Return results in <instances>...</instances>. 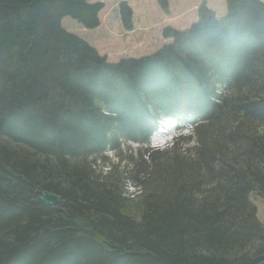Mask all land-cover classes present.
Returning a JSON list of instances; mask_svg holds the SVG:
<instances>
[{
    "label": "trees",
    "instance_id": "obj_1",
    "mask_svg": "<svg viewBox=\"0 0 264 264\" xmlns=\"http://www.w3.org/2000/svg\"><path fill=\"white\" fill-rule=\"evenodd\" d=\"M227 1L223 17L203 6L165 29L172 42L153 54L110 62L62 26L95 28L102 3L0 0V264H264L251 199L264 198V2ZM161 114L191 124L195 144L145 149L137 222L123 193L140 169L96 159L148 143Z\"/></svg>",
    "mask_w": 264,
    "mask_h": 264
},
{
    "label": "rangeland",
    "instance_id": "obj_2",
    "mask_svg": "<svg viewBox=\"0 0 264 264\" xmlns=\"http://www.w3.org/2000/svg\"><path fill=\"white\" fill-rule=\"evenodd\" d=\"M161 1V2H160ZM88 0L89 3L100 2L103 4L102 9L98 13L99 24L95 28L85 29L80 22L75 20L70 16H66L62 20V26L69 33H73L80 38L87 41L90 45L96 47L101 54L103 52L110 53V56L113 58L121 57L126 49L120 51H113L112 44L109 42V38L113 41H118L120 37L124 36H134L136 37L146 35L149 38V42L142 46H139L135 50V55H141L144 52H147V55H151L154 51H158L161 48L162 42L166 40L167 44L172 42L171 37H163L161 31L167 29L168 27L173 28L174 30H185L194 23L197 18H199L200 10L203 6H206L211 10L215 15L224 14L228 11V1L227 0ZM264 2V0H260ZM122 2H127L128 6L131 8L132 17H131V28L126 27L122 22V16L119 10V5ZM217 17H221L216 15ZM177 28V29H176ZM213 45H211L212 47ZM154 50V51H153ZM206 44L202 46V51H206ZM132 55V54H130ZM132 57V56H131ZM136 57V56H135ZM258 65V64H256ZM261 68H264L262 65ZM182 86H185L181 83ZM170 116V115H169ZM168 115L161 114L157 118V126L160 123H166ZM223 124L222 121H218L214 124L215 128H219ZM218 125V126H217ZM176 137L172 140V136L167 135L166 139L169 140L166 143L162 142L160 148H152V150H159V152H167L168 158H173L176 153L174 146L177 145V140L182 137H190V140H180L179 146H184L193 148L195 141V134H191L190 130H183L180 133H175ZM191 134V135H190ZM180 137V138H178ZM140 146L135 143H124L121 150L117 151H107L103 156H97L96 164L99 168L103 169L105 173L110 172V169L113 167L125 168L128 170L131 169H140L137 175L135 176V183L129 184L127 180L126 191L123 193L125 196L126 203L124 208L126 212L132 213L131 216L133 219H136L137 222H140V211H142L143 201H144V192L147 186L148 181L145 179L147 175L141 173L143 170H150L149 162L150 157H147L144 153L146 148L139 149ZM194 152L184 151V148H181L180 158L190 159L191 154ZM144 155V161L134 164L133 159H137L136 155ZM178 154V153H177ZM134 155V157H132ZM161 154L157 153L156 156L159 157ZM156 157V158H157ZM96 157H90L89 160H93ZM160 159V158H158ZM139 162V160L137 161ZM139 164V165H138ZM152 165V163H151ZM119 166V167H118ZM140 166V168H139ZM98 169V168H97ZM124 174H127L123 170ZM112 176L121 177L119 172L113 174ZM114 182L116 180H113ZM142 191V192H141ZM251 199L257 206V215L258 219L264 223V198L260 197L257 193L251 195ZM136 217H134V216ZM138 216V217H137Z\"/></svg>",
    "mask_w": 264,
    "mask_h": 264
},
{
    "label": "crops",
    "instance_id": "obj_3",
    "mask_svg": "<svg viewBox=\"0 0 264 264\" xmlns=\"http://www.w3.org/2000/svg\"><path fill=\"white\" fill-rule=\"evenodd\" d=\"M101 1H104V0H101ZM108 40L112 44L111 47H112L113 51H120L122 49H126V51L123 52V53H125V54H123V56H125V55H127V56H140V55H135V54H137V53H134L135 50L137 48H139V46H142L144 49V45L147 42H149V38L146 37L145 34L142 36H139V37H136V34L134 36L120 37V39L117 42L113 41L111 39V37ZM103 54H106L111 61H115V60L120 58V57L113 58L110 56V53L108 54V53L103 52ZM130 54H132V55H130ZM144 54H147V52H144L141 55H144Z\"/></svg>",
    "mask_w": 264,
    "mask_h": 264
},
{
    "label": "water",
    "instance_id": "obj_4",
    "mask_svg": "<svg viewBox=\"0 0 264 264\" xmlns=\"http://www.w3.org/2000/svg\"><path fill=\"white\" fill-rule=\"evenodd\" d=\"M37 194L40 199L48 205H56L60 202V196L55 193L39 190Z\"/></svg>",
    "mask_w": 264,
    "mask_h": 264
},
{
    "label": "bare ground",
    "instance_id": "obj_5",
    "mask_svg": "<svg viewBox=\"0 0 264 264\" xmlns=\"http://www.w3.org/2000/svg\"><path fill=\"white\" fill-rule=\"evenodd\" d=\"M167 120V119H166ZM53 193V192H52Z\"/></svg>",
    "mask_w": 264,
    "mask_h": 264
}]
</instances>
